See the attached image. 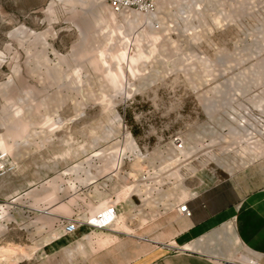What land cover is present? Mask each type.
<instances>
[{
    "label": "rangeland",
    "instance_id": "rangeland-1",
    "mask_svg": "<svg viewBox=\"0 0 264 264\" xmlns=\"http://www.w3.org/2000/svg\"><path fill=\"white\" fill-rule=\"evenodd\" d=\"M159 6L157 33L123 23L107 0H0V152L9 154L0 176V264L119 261L114 249L130 241L124 222L82 246L63 224L103 204L93 194L94 156L107 147L117 161L133 145L130 135L113 143L123 101L135 97L126 118L139 139L135 116L163 114L172 125L177 110L163 105L191 101L187 87L240 71L217 93L239 85L264 113V0ZM214 61L218 70L207 71ZM79 182L89 187L83 194Z\"/></svg>",
    "mask_w": 264,
    "mask_h": 264
},
{
    "label": "built area",
    "instance_id": "built-area-1",
    "mask_svg": "<svg viewBox=\"0 0 264 264\" xmlns=\"http://www.w3.org/2000/svg\"><path fill=\"white\" fill-rule=\"evenodd\" d=\"M107 4L122 20L123 15H128L127 20H135L133 24L137 28L157 33L164 28L159 17V0H107ZM146 16L151 17L150 21L144 22L142 17ZM123 23L128 24L125 20ZM213 64L207 71L216 69L215 61ZM235 75L213 86L187 87L184 91L195 99L163 105L177 110L172 125L163 114L159 119L148 120L135 116L142 130L139 139L133 135L126 118V110L135 97L130 102L123 101V113L113 120L117 130V140L113 143L130 135L133 148L122 149L116 162H109L103 153L107 147L94 156L93 194L94 199L103 196V204L86 210L81 217L65 220L64 234H75L83 227L112 228L122 215V206L126 207L124 213L129 225L150 224L173 211L191 216L188 202L198 197L201 188L234 177L252 160L251 155L264 147V113L245 99L239 85L227 95L217 93L221 87L227 90L226 80ZM86 163L82 164V171ZM8 164L9 154L0 152V176L7 171ZM79 184L81 193H85L89 187Z\"/></svg>",
    "mask_w": 264,
    "mask_h": 264
},
{
    "label": "crops",
    "instance_id": "crops-1",
    "mask_svg": "<svg viewBox=\"0 0 264 264\" xmlns=\"http://www.w3.org/2000/svg\"><path fill=\"white\" fill-rule=\"evenodd\" d=\"M251 156L230 180L201 188L188 202L191 216L173 211L150 224L129 225L120 207L118 222L130 241L114 249L120 253L115 264H264V147ZM105 230L80 228L76 243L94 242Z\"/></svg>",
    "mask_w": 264,
    "mask_h": 264
},
{
    "label": "bare ground",
    "instance_id": "bare-ground-1",
    "mask_svg": "<svg viewBox=\"0 0 264 264\" xmlns=\"http://www.w3.org/2000/svg\"><path fill=\"white\" fill-rule=\"evenodd\" d=\"M159 17L161 18L160 13H159ZM123 18H124V19H128L129 17H128V15H123ZM137 18H138V17H137ZM142 18H145L147 21H150V18H151V17L146 16V17H142ZM133 21H135V20H133ZM133 21H132V23H133ZM132 148H133V145L129 146L128 150H129V149H132ZM103 152H105V150H103ZM111 154H112V153H110V154H109L110 157H108L109 162H116L115 158H114ZM7 252H11V251H10V250H6V252H4V253H7Z\"/></svg>",
    "mask_w": 264,
    "mask_h": 264
}]
</instances>
